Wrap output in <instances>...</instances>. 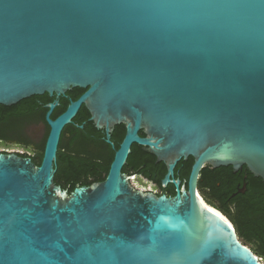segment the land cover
Returning a JSON list of instances; mask_svg holds the SVG:
<instances>
[{"label": "water", "instance_id": "water-1", "mask_svg": "<svg viewBox=\"0 0 264 264\" xmlns=\"http://www.w3.org/2000/svg\"><path fill=\"white\" fill-rule=\"evenodd\" d=\"M73 89L54 120L46 106L39 166L0 154V264H263L196 189L207 166L264 181V0H0V105ZM82 105L125 135L105 180L68 194L57 151ZM133 144L164 185L192 158L187 189H133Z\"/></svg>", "mask_w": 264, "mask_h": 264}, {"label": "flooded vegetation", "instance_id": "flooded-vegetation-1", "mask_svg": "<svg viewBox=\"0 0 264 264\" xmlns=\"http://www.w3.org/2000/svg\"><path fill=\"white\" fill-rule=\"evenodd\" d=\"M75 94L77 92L71 90L57 99L55 96L50 97L44 94L37 99L33 110L25 109L21 112H12V109L9 108L3 112L0 115V154H16L19 157L29 158L32 161V157L44 151L45 139L50 131L45 121L48 111L46 106L55 100L58 101L52 112L53 114L64 103L67 108L71 102L76 101L82 95L74 99ZM117 126L111 128L110 137L107 138L104 128L97 129L95 127L94 123L90 120L88 110L82 105L71 123L65 126L61 132L56 159V166L62 156H64L63 158L72 159L76 164L78 172L70 181L57 179L58 185H55L64 189V191L71 186H73V190L80 187H88L89 185H85V182L92 180L95 172L100 167H107V172L102 175L104 179L97 183L103 182L108 174L115 152L119 149V145L125 135L124 132L121 141L118 140L121 133L117 131ZM140 133L143 134V132L140 131L138 134L140 137H144V134L142 136ZM117 142L118 145H116ZM58 152H61L62 155L58 156ZM180 162L176 164L170 181L164 185L163 180L167 173L166 163L157 161V158L145 147L133 144L121 169V173L128 178L129 184L136 191L153 193L158 196L174 197L177 190L172 182H180V191L187 189L190 173L189 171L187 175L185 163L181 164ZM55 177L56 172L54 182L56 180ZM197 192H199L198 188L196 189Z\"/></svg>", "mask_w": 264, "mask_h": 264}, {"label": "trees", "instance_id": "trees-1", "mask_svg": "<svg viewBox=\"0 0 264 264\" xmlns=\"http://www.w3.org/2000/svg\"><path fill=\"white\" fill-rule=\"evenodd\" d=\"M73 91L77 92L74 99L84 92L82 89H73ZM39 97L40 96L30 97L11 107L0 105V115L9 108L12 109V112H21L25 109L33 110ZM65 108L66 104L64 103L51 115V119H54L62 113ZM117 131L121 133L118 139L121 141L125 132L124 126L118 125ZM140 135L143 136L142 133H140ZM118 142L116 145H118ZM42 155L43 152L41 151L40 154H36L32 157V161L36 166L40 164ZM60 155H62L61 152H58V156ZM63 157L64 156H62L61 160H58V165L56 166V180L54 182L56 185H58L56 182L58 180L70 181L78 172L74 161L70 158ZM180 163H185L188 175L193 159L188 158L187 160H182ZM107 170V167H100L99 170L95 172L93 179L85 182V185H91L102 181L104 179L102 175L106 173ZM243 185H245V191L242 193ZM67 189L66 191L69 194L72 192L73 186ZM198 190L202 199H204L208 205L217 209L234 225L240 240L254 245L255 250L253 253L258 258L264 259V181L254 177L245 166L236 173L233 171L232 167H219L213 169L207 166L200 173Z\"/></svg>", "mask_w": 264, "mask_h": 264}, {"label": "rangeland", "instance_id": "rangeland-1", "mask_svg": "<svg viewBox=\"0 0 264 264\" xmlns=\"http://www.w3.org/2000/svg\"><path fill=\"white\" fill-rule=\"evenodd\" d=\"M242 243L245 244L249 249H251L254 252V250H255V246L254 245L245 243L244 241H242ZM259 259L264 264V259H262V258H259Z\"/></svg>", "mask_w": 264, "mask_h": 264}, {"label": "bare ground", "instance_id": "bare-ground-1", "mask_svg": "<svg viewBox=\"0 0 264 264\" xmlns=\"http://www.w3.org/2000/svg\"><path fill=\"white\" fill-rule=\"evenodd\" d=\"M199 194V192H197ZM200 195V194H199ZM201 196V195H200ZM219 212V211H218ZM220 213V212H219ZM221 214V213H220ZM222 215V214H221ZM223 216V215H222ZM224 217V216H223ZM226 220H228L226 217H224Z\"/></svg>", "mask_w": 264, "mask_h": 264}]
</instances>
